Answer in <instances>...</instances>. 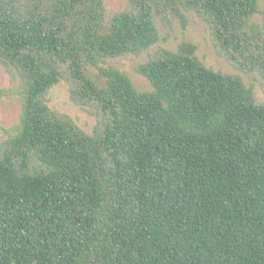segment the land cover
Here are the masks:
<instances>
[{
  "label": "trees",
  "instance_id": "obj_1",
  "mask_svg": "<svg viewBox=\"0 0 264 264\" xmlns=\"http://www.w3.org/2000/svg\"><path fill=\"white\" fill-rule=\"evenodd\" d=\"M124 1L0 0V95L20 104L0 140V264H264V101L189 42L136 68L149 92L102 65L191 13L264 95L257 0ZM59 82L94 109L91 135L48 106Z\"/></svg>",
  "mask_w": 264,
  "mask_h": 264
},
{
  "label": "rangeland",
  "instance_id": "obj_2",
  "mask_svg": "<svg viewBox=\"0 0 264 264\" xmlns=\"http://www.w3.org/2000/svg\"><path fill=\"white\" fill-rule=\"evenodd\" d=\"M259 13L252 19L253 25H264V0H257ZM124 0H106V7L110 12H117L125 8ZM185 23L178 19L171 21L169 26H164L159 20H155L156 29L160 35L157 44L140 55H126L121 58L108 59L102 65L112 67L126 75L133 87L141 92L152 90L150 83L137 74L136 68L148 61L149 56L158 50L176 52L182 42H189L196 47L197 59L207 68L224 74L238 76L247 88H251L253 97L258 102L264 101V95L260 85L258 74H242L237 72L225 59L216 53L210 39L208 27L194 14H185ZM92 76L98 79L97 71L91 69ZM10 87L9 78L0 72V92ZM48 106L58 114L69 117L74 124L85 134L91 135L97 123L95 111L89 107L74 105L69 99L68 86L65 82H59L48 93ZM20 114L19 102L12 98L0 95V140L3 139V129L13 127Z\"/></svg>",
  "mask_w": 264,
  "mask_h": 264
}]
</instances>
